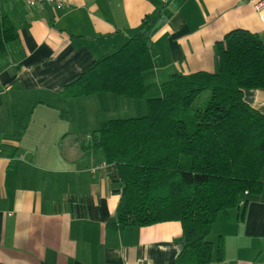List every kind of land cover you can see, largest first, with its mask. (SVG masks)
Segmentation results:
<instances>
[{"label":"crops","instance_id":"1","mask_svg":"<svg viewBox=\"0 0 264 264\" xmlns=\"http://www.w3.org/2000/svg\"><path fill=\"white\" fill-rule=\"evenodd\" d=\"M61 1L57 9L0 0L19 35L0 61V264H173L184 246L181 223L110 228L118 169L82 146L105 121L146 115V100L160 97L173 74L216 72L225 35L244 29L264 38V23L251 0ZM160 9L168 21L152 37L145 99L63 98L66 85ZM244 98L264 114V89ZM219 237L223 259L209 264H264V189L219 215L210 240Z\"/></svg>","mask_w":264,"mask_h":264},{"label":"trees","instance_id":"2","mask_svg":"<svg viewBox=\"0 0 264 264\" xmlns=\"http://www.w3.org/2000/svg\"><path fill=\"white\" fill-rule=\"evenodd\" d=\"M167 21L161 9L146 16L136 36L66 85L63 98L145 99L144 74L154 69L152 37ZM18 41L0 7V61ZM218 54L216 72L173 74L160 97L146 100V115L105 121L82 143L118 169L122 194L110 228L181 223L184 246L173 264L222 261L223 238L210 240L219 215L238 208L246 192L264 189V114L244 98L245 90L264 89V38L232 30Z\"/></svg>","mask_w":264,"mask_h":264},{"label":"built area","instance_id":"3","mask_svg":"<svg viewBox=\"0 0 264 264\" xmlns=\"http://www.w3.org/2000/svg\"><path fill=\"white\" fill-rule=\"evenodd\" d=\"M18 2H22L27 7H35L38 4H49L55 6L57 9H61L63 7V2L61 0H15ZM258 12L262 22L264 23V0H251ZM247 194V192L245 193ZM140 264H145V262H141Z\"/></svg>","mask_w":264,"mask_h":264},{"label":"rangeland","instance_id":"4","mask_svg":"<svg viewBox=\"0 0 264 264\" xmlns=\"http://www.w3.org/2000/svg\"><path fill=\"white\" fill-rule=\"evenodd\" d=\"M210 96V90L203 94V99H207Z\"/></svg>","mask_w":264,"mask_h":264}]
</instances>
